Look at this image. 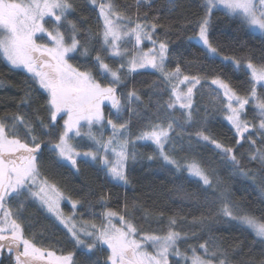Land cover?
Masks as SVG:
<instances>
[{
    "label": "snow or ice",
    "instance_id": "snow-or-ice-1",
    "mask_svg": "<svg viewBox=\"0 0 264 264\" xmlns=\"http://www.w3.org/2000/svg\"><path fill=\"white\" fill-rule=\"evenodd\" d=\"M87 3L96 14L95 29L81 27L87 17L79 23L70 18L77 11L74 0H0V55L46 93L48 113L47 122L37 117L35 124L19 113L0 117V257L7 253L15 264H101L99 254L103 253L102 264H234L229 250L211 235L210 225L221 220L253 233V243L264 250V215L257 216L235 200L231 190L214 179L210 165L191 156L177 158L178 151L186 150L185 142L187 149L193 141L213 146L233 175L252 182L264 203V51L257 56L249 50L239 58L223 55L209 36L214 13L221 12L264 37V0H202V15L181 25H193L187 39L199 43L206 62L200 56L186 61V67L195 72L183 69L178 59L174 68L168 67L176 59L167 40L172 22L163 23L158 16L150 19L147 12L141 17L139 11L150 8L153 0H135L136 13L131 15L116 0ZM168 5L175 9L178 0H168ZM217 62L243 73L242 91L213 67ZM142 70L159 74L153 94L166 92V101L153 104L149 97L145 104L135 87L128 88L133 74ZM205 90L213 111L231 126L234 144L248 145L247 159L259 166L257 170L246 169L237 148L209 134L207 109L201 116L194 106ZM30 100L31 93L26 91L20 103L28 106ZM249 105L254 110L251 120ZM133 119L142 121L135 132L130 127ZM186 126L193 131L185 132ZM105 129L110 130L107 136ZM82 141H87L86 150ZM138 143L155 147L147 159H159L164 167L195 180L203 200H198L196 192L184 196L197 201L200 215L189 220L179 213L165 216L163 210L143 209L145 222H155L157 229L138 227L133 217L142 206L135 201L125 199L118 211L109 206L110 194L96 200L72 199L43 167L46 149L49 160L60 166L67 164L79 173L82 163H94L109 182L127 187L131 184L129 162L137 160ZM64 201L70 203V213L61 207ZM30 203L62 226L71 251L38 246L35 234H26L23 214ZM185 225L190 232L183 230ZM195 228H207L208 238L181 250L182 242L197 237ZM236 249L233 245L232 250ZM241 264H264V254Z\"/></svg>",
    "mask_w": 264,
    "mask_h": 264
},
{
    "label": "trees",
    "instance_id": "trees-1",
    "mask_svg": "<svg viewBox=\"0 0 264 264\" xmlns=\"http://www.w3.org/2000/svg\"><path fill=\"white\" fill-rule=\"evenodd\" d=\"M77 11L73 14L72 19L80 22L82 17H87V23L81 27H96V14L92 10L87 0H74ZM116 3L125 10L127 14H135V0H116ZM202 0H178L179 6L170 9L168 0H153L152 6L140 8V15L147 12L148 18L160 17L161 22H172V31L167 35L169 43L170 55L176 59H171L168 67L174 68L176 60L181 63V67L189 72H195L196 69H188L186 61H191L196 56H200L201 62L206 63L201 56V48L198 43L189 41L188 36L192 35V26L189 24L187 28L181 25L187 21H196L202 15L200 7ZM158 34L164 38L162 29H158ZM209 36L214 45L218 46L223 55H234L238 58L245 55L249 50H254L255 54L260 55L264 51V37L255 34L250 30L244 29L239 22L216 12L213 15ZM83 62V61H81ZM76 63V61H73ZM213 67L217 71H222L224 76L228 78L238 90L242 91L240 86L245 79L243 73L234 72L230 66L217 62ZM159 82V74L154 71L142 70L141 73L133 74L128 83V88L135 89L141 95L145 104L149 103V97L152 98L154 104L156 100L161 103L167 100V93L160 96L153 94V82ZM123 89H118V91ZM26 91H30L31 100L28 106L21 105V100L25 97ZM152 105H149L151 107ZM195 107H199L201 116L207 109V127L208 132L214 138L218 139L222 144L237 148V155L241 164L247 169L257 170L258 165L255 162H249L247 159L248 145L239 148L234 144V132L231 126L223 120L219 112L213 111L212 105L209 103V93L207 90L203 94L196 97ZM143 109V105H140ZM249 107L248 119H252L254 110ZM106 110H110L108 106ZM19 113L30 118L33 124L36 123L37 117H41L47 122L48 113L46 110V93L40 90L38 86L28 78V74L19 69H13L0 55V117ZM179 116V111L176 112ZM62 123V121H61ZM142 121L133 119L130 127L133 132L141 127ZM193 131L190 127H185V132ZM185 137V141H186ZM76 141H74L75 143ZM259 143V141H258ZM87 141H82L83 150H86ZM184 151H178L177 158L195 157L201 160L205 166L210 165L215 170L214 179L221 182L222 187H227L234 194V199L245 203L255 212L257 216L264 215V203L261 202L258 192L255 190L251 181L245 180L240 176L233 175L230 166L226 165L218 151L213 150V146L201 143L196 144L193 141L191 149H187L185 142ZM138 157L135 163L129 162V176L131 184L127 187H120L109 182L104 175L103 170L94 163L81 164L80 172L76 173L69 165L60 166L54 161L49 160V153L45 149L43 167L52 172L56 177V183L60 186L66 196L72 199H91L96 200L100 195L110 194L109 206L119 211L120 206L125 199L129 202L135 201L141 205L140 209L135 210L133 222L138 227L156 230L155 222L146 223L143 218V209L151 211L163 210L165 216L181 214L190 220L193 215H200L201 208L197 206L196 200H189L184 196L185 192L198 193V200H203V194L195 183L194 179L187 178V173H177L171 167H164L159 159L149 160L147 157L152 155L155 147L150 144L138 143L135 149ZM180 186L183 191L178 190ZM211 194V193H209ZM83 210V209H78ZM95 211L99 213L100 208L97 206ZM24 227L27 235L35 234V240L38 246L50 247L54 250H63L65 252L72 250L65 230L59 225L49 214L45 213L35 204H28L24 211ZM90 217L86 214L85 219ZM211 235L217 237L224 248L228 249L234 264H241V261L259 260L264 254L262 246L257 242L253 243L254 235L250 231L242 230L234 223H226L221 220L219 223L210 225ZM185 231L190 232V226L185 225ZM197 237H191L187 243H181V250H184L188 244L196 245L198 242L203 243L208 238V229L201 231L199 228L194 229ZM236 245V251L232 250V246ZM201 254L203 252L201 250ZM99 258L101 264L104 254L100 253ZM1 264H15L14 258L5 253Z\"/></svg>",
    "mask_w": 264,
    "mask_h": 264
},
{
    "label": "rangeland",
    "instance_id": "rangeland-1",
    "mask_svg": "<svg viewBox=\"0 0 264 264\" xmlns=\"http://www.w3.org/2000/svg\"><path fill=\"white\" fill-rule=\"evenodd\" d=\"M255 34H258L260 35L259 33H255ZM195 42V41H193ZM146 44H148V42L146 41L145 42ZM195 43H198V42H195ZM199 44V43H198ZM7 62V61H6ZM21 70V69H19ZM23 71V70H22ZM147 71H153V70H147ZM106 107H107V102H106ZM105 107V114L107 115L108 114V110H106L107 108ZM109 108V107H108ZM97 131H99V129H97ZM110 134V130L109 129H105L104 130V135L107 136ZM61 207L63 208L64 212L67 214V213H70L71 212V205L68 201H64L61 205Z\"/></svg>",
    "mask_w": 264,
    "mask_h": 264
},
{
    "label": "water",
    "instance_id": "water-1",
    "mask_svg": "<svg viewBox=\"0 0 264 264\" xmlns=\"http://www.w3.org/2000/svg\"><path fill=\"white\" fill-rule=\"evenodd\" d=\"M3 257H4V255L2 257H0V264H1L2 260H3Z\"/></svg>",
    "mask_w": 264,
    "mask_h": 264
}]
</instances>
